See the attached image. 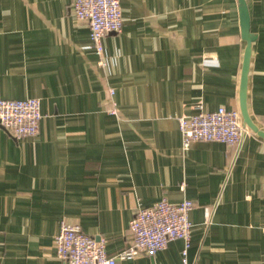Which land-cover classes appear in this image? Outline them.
<instances>
[{"label":"crops","instance_id":"1","mask_svg":"<svg viewBox=\"0 0 264 264\" xmlns=\"http://www.w3.org/2000/svg\"><path fill=\"white\" fill-rule=\"evenodd\" d=\"M72 2L0 0V96L38 98L42 114L33 136L0 127V264H66L61 221L116 255L136 210L163 197L193 202L189 264H264V138L246 127L239 145L184 150L177 121L199 103L240 112L238 0H120L105 68ZM245 2L256 35L247 107L264 131V0ZM182 248L175 239L115 264H181Z\"/></svg>","mask_w":264,"mask_h":264},{"label":"built area","instance_id":"2","mask_svg":"<svg viewBox=\"0 0 264 264\" xmlns=\"http://www.w3.org/2000/svg\"><path fill=\"white\" fill-rule=\"evenodd\" d=\"M71 9L76 19L84 20L89 27L91 48L97 56V65L108 64L103 47V37L119 33L123 18L120 0H73ZM110 95L114 90L108 89ZM191 115L177 117L182 149L194 142L218 141L228 147L239 145L246 132L237 109L223 106L204 110L201 103ZM116 114L115 103L109 109ZM42 114L38 98L6 99L0 96V127L15 139L36 135ZM185 186L181 183V188ZM193 202L184 198L173 203L161 198L154 204L139 208L129 222L132 243L123 251L110 256L105 249V239H96L82 232L77 224L61 221L54 239L57 257L66 264H115L116 259L128 260L140 254L153 255L175 239L183 241L181 264H189L187 251L190 245L192 223L189 213Z\"/></svg>","mask_w":264,"mask_h":264},{"label":"water","instance_id":"3","mask_svg":"<svg viewBox=\"0 0 264 264\" xmlns=\"http://www.w3.org/2000/svg\"><path fill=\"white\" fill-rule=\"evenodd\" d=\"M239 5V18H240V32L241 37L245 41V48L243 53V61L240 75L239 87V108L242 118V124L255 132L260 137L264 138V131L260 130L252 121L247 107V82L248 72L250 66V58L252 51V42L255 40L256 35L250 31V17L245 0H238Z\"/></svg>","mask_w":264,"mask_h":264}]
</instances>
